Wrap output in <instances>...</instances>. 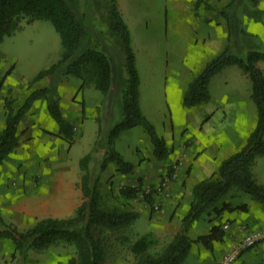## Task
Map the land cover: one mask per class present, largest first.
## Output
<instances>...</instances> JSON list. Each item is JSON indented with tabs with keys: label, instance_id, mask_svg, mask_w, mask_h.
Returning a JSON list of instances; mask_svg holds the SVG:
<instances>
[{
	"label": "rangeland",
	"instance_id": "rangeland-1",
	"mask_svg": "<svg viewBox=\"0 0 264 264\" xmlns=\"http://www.w3.org/2000/svg\"><path fill=\"white\" fill-rule=\"evenodd\" d=\"M74 1L89 26L88 37L93 43L101 39L122 63L123 52L109 30L103 9L105 0ZM229 1L189 0L186 10L177 12L172 0H133V4L143 5V10L151 17H143L145 20L138 22L135 21L141 18L138 13L126 15L141 79L140 104L168 141L171 151L166 159L156 158L150 136L138 125L124 130L114 144L126 159L135 164L134 169L126 174L114 164L105 170L100 169L101 160L95 157L93 150L98 139L107 141L110 128L122 119V97L127 79H117L111 91L103 95L93 83L87 82L81 87L79 77L68 75L59 81V91L62 110L75 125L76 138L69 142L60 136L59 124L49 114L45 99L33 106L48 117L43 116V126H38L31 115L23 117L19 125V146L0 164L3 217L24 230L41 218L73 215L77 208L73 211L68 202L77 198L82 203L85 199L82 190L84 170L80 163L91 152L90 171L99 175L101 189L110 203L118 202L121 187H139L137 196L130 198L128 204L140 212V217L124 230L101 233L108 247L104 264H136L129 244L153 226L154 232L165 238L156 246V250L161 249L171 232L181 225L192 199L194 181L189 178L198 170L194 162L197 132L204 128H219L222 134H218L216 145L223 148L229 144L230 152L241 147L234 143L235 132L245 133L248 137L257 122L251 80L238 65L224 68L211 79L209 88L214 96L213 104L217 105L215 111L220 112L213 123L207 122L210 111L206 116L202 114V109L208 108L210 102L191 109L182 106L191 76L213 56L212 50L206 48L203 52L196 42L201 41L200 37H204L206 43L213 38L219 39L221 50L228 41L227 20L221 10ZM246 4L250 5V1L240 0L236 13L242 26L256 36L258 49L264 51V14L260 21L254 20L244 12ZM165 5L170 9L168 22L163 21ZM259 6L264 9V0H260ZM61 52V37L51 21L23 16L13 33L0 42V90L2 86L7 89L10 84L17 88L10 87L8 95L3 97H19L35 74L56 62ZM258 65L264 71V61H259ZM4 120L5 112L1 125ZM260 158L264 160V155ZM147 194L151 202L147 200ZM227 198L235 203L245 201L254 206L261 205L248 193L236 188ZM29 210L39 213L30 215L27 214ZM211 216V210L204 212L188 234L196 237L207 232L213 224L209 221ZM218 221L223 222L222 219ZM76 252L74 244L58 242L43 250H30L26 259H22L18 258L14 243L3 239L0 241V264H69ZM211 254L216 257L215 253Z\"/></svg>",
	"mask_w": 264,
	"mask_h": 264
},
{
	"label": "trees",
	"instance_id": "trees-1",
	"mask_svg": "<svg viewBox=\"0 0 264 264\" xmlns=\"http://www.w3.org/2000/svg\"><path fill=\"white\" fill-rule=\"evenodd\" d=\"M239 1L230 0L221 10L227 20L228 41L202 69L191 76L182 106L191 109L209 103L212 99L209 85L213 76L228 66L238 65L251 80L257 122L241 147L226 156L210 175L194 184L192 199L181 219V228L170 241L156 250L159 238L149 231L129 244L136 264H181L194 244L212 250L215 242L224 240L227 234L224 223L233 222L231 219L222 223L218 220L223 219L227 211L249 210L247 202L235 203L227 198L233 188L248 193L264 209V184L256 179L253 171L257 157L264 155V71L258 65L259 61H264V51L258 49L256 36L241 24L236 13ZM249 1L250 5H244V12L260 21L264 14V9L259 6L260 0ZM103 9L109 30L123 52L122 63L116 60L101 39L93 43L88 37L89 26L74 0H0V42L6 35L12 34L21 18L27 15L51 21L62 43L61 56L56 62L39 70L19 97H5V120L0 128V164L19 146L20 122L34 102L40 99H45L49 114L59 124L60 136L69 142L75 140V125L64 115L59 91V81L68 75L79 77L81 87L87 82L93 83L103 95L111 91L117 79H127L122 97V119L110 128L107 141L98 139L93 150L95 157L101 160L100 169L105 170L112 164L123 174L134 169L135 164L126 159L114 144L124 130L138 125L150 136L156 158L166 159L169 156L171 150L166 137L159 133L140 104L141 79L129 26L117 0H105ZM91 156L90 152L81 159L85 199L73 215L41 218L23 230L15 222L7 221L0 209V241H12L22 259H26L30 250H43L58 242L71 243L77 252L69 259V264H104L108 247L101 233L105 230H124L140 217V212L128 204L130 198L137 196L139 187H121L117 194L118 202L110 203L101 189L99 175L90 171ZM146 197L149 202L152 201L149 194ZM209 210L212 211L209 221L213 224L207 232L191 237L188 234L190 228Z\"/></svg>",
	"mask_w": 264,
	"mask_h": 264
},
{
	"label": "crops",
	"instance_id": "crops-1",
	"mask_svg": "<svg viewBox=\"0 0 264 264\" xmlns=\"http://www.w3.org/2000/svg\"><path fill=\"white\" fill-rule=\"evenodd\" d=\"M188 2H189V0H172V3H174V6L176 7L177 12L185 11L186 7L188 6ZM117 3H118L119 10L121 11L122 16H123L125 21H126V15H129L130 13H134V12H135V14L138 13V16L141 17V18L138 17L139 19L135 20L138 22H141V21L143 22L145 20V19H143V17H151V14L149 15L148 13H145V11L142 8L143 5H141L139 3H137L135 5V4H133V0H117ZM137 7H138V9H137ZM169 12H170L169 6L165 5V9L163 12V14H164L163 21L164 22L169 21V18H168ZM150 21H152V19H150ZM199 26H201V25H198V27ZM214 39L215 38H213V40L211 42L206 43L205 38L200 37L199 40H201V41H197L196 44L199 45V48H201L203 52L206 48L210 49L209 51L212 50L211 51L212 55H214V54H216L222 50V49L219 50L221 48V43H220L219 39L218 40L217 39L214 40ZM213 50H216V52H213ZM10 87H12L14 90L17 89L14 84H10V86H7V89L5 88V86L4 87L2 86V88L0 90V127L3 126V125H1L2 124L1 120H2V116L5 112V106H4V101H3V100H5V97H3V95H6V94L8 95L7 90H9ZM38 101L34 102L31 109L23 117H25L26 115H31L32 117H34V120L36 121V124L38 126H43L41 123V121L43 120V116L45 115V117H48V115L41 113V112L37 111L35 108H33V106H35V104L38 103ZM213 103H214V96H212L210 103L207 104L206 107H208V108L202 109L203 115H205V114L207 115L208 112L210 111L209 119L207 118L208 123H213L215 118L217 119L218 115L220 113L219 110L215 111V108L217 107V105H214ZM22 121H23V118H22ZM20 129L21 128L19 126V131H20ZM218 134H222V132L219 128H204V129L199 130V132H197V136H198V138H197V151H196V158L194 159V162H195V164H197L198 170L195 171L194 177L189 178L191 181H194L193 184H195L198 180L202 179L203 177L210 175L215 170V168L218 166V164L226 156H228L230 153H232L234 151V150H232L230 152L228 151V150H230L229 144L225 145L223 148H219L216 145L217 139H218L217 138ZM246 138L247 137H245V133H243L241 135V133L238 134L235 132L233 139H234V143L236 145L242 146L244 144ZM229 140H231V139H229ZM253 171H254L256 179L260 183L264 184V160H263V158H260V156L257 157V159L255 161V164L253 166ZM76 193L79 194L78 191H76ZM41 199H39V201ZM80 204L81 203H80V201H77V198L71 199L68 202L69 207L72 208L73 211ZM38 213L39 212H37V210L35 212L32 210H29L27 214L37 215ZM228 219L233 220V222H232V227L230 230L227 231V234H226L224 240L216 241L214 244V248L212 250H210V249H208L205 246L200 245V244L195 246L196 249H193V247H192L189 254L187 255V257L185 258V260L181 264H217L218 263L217 261L220 260L223 253L225 251L229 250L232 247L233 243H235L241 237L242 229L240 226L242 224H248V226L251 228H259V227L264 228V209L261 205L259 206L256 204L254 206L253 204H249V210L248 211H238V210L232 211V212L227 211L224 214V217L222 220L225 221ZM180 228H181V225H179V228H177L173 232H171L172 234L167 241H170L173 238V236L180 230ZM154 229L155 228L153 226V228L150 229V231L154 232ZM154 233L159 238L160 242L165 240V238H160L161 235L158 232H154ZM193 238H195V237H193ZM162 244H165V243H162ZM211 251L216 254V257H214V255L211 254L212 253ZM19 257H21V256L18 254V258ZM123 264H124V262H123ZM237 264H264V241L256 244L254 247H252V248L248 249L246 252H244L242 254V256L238 259Z\"/></svg>",
	"mask_w": 264,
	"mask_h": 264
},
{
	"label": "built area",
	"instance_id": "built-area-1",
	"mask_svg": "<svg viewBox=\"0 0 264 264\" xmlns=\"http://www.w3.org/2000/svg\"><path fill=\"white\" fill-rule=\"evenodd\" d=\"M224 229L230 230L232 224L230 222L224 223ZM242 235L233 243L232 247L225 251L221 256L218 264H237L238 259L242 253L248 248L264 241V228H251L248 224H242Z\"/></svg>",
	"mask_w": 264,
	"mask_h": 264
}]
</instances>
